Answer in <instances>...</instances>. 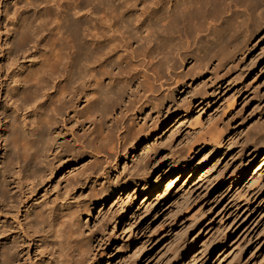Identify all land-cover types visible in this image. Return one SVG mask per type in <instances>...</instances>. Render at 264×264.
I'll list each match as a JSON object with an SVG mask.
<instances>
[{
  "label": "bare ground",
  "instance_id": "obj_1",
  "mask_svg": "<svg viewBox=\"0 0 264 264\" xmlns=\"http://www.w3.org/2000/svg\"><path fill=\"white\" fill-rule=\"evenodd\" d=\"M263 32L264 0H0V264L103 259L110 242L83 230V217L101 205L98 216L105 218L106 203L119 204L115 194L130 186L148 191L141 205L158 200L162 179L150 188V169L168 148L149 135L157 140L165 132L160 115L182 110L169 127L180 131L210 92L246 91V81L236 85L237 61ZM221 139L212 135L216 146ZM247 140L260 144L256 157L264 152V126ZM138 146L142 155L134 151L137 160L113 177ZM194 149L173 153L165 196L180 191ZM203 160L183 186L199 175L198 184H213L198 172ZM259 161L247 181L257 183L247 189L253 197L261 190L264 153ZM61 170L65 176L56 180ZM242 175L235 171L234 182ZM51 182L62 188L49 202L38 196ZM118 206L106 217L113 230L126 207ZM225 254L224 248L214 263ZM256 259L264 264L262 253Z\"/></svg>",
  "mask_w": 264,
  "mask_h": 264
},
{
  "label": "rangeland",
  "instance_id": "obj_2",
  "mask_svg": "<svg viewBox=\"0 0 264 264\" xmlns=\"http://www.w3.org/2000/svg\"><path fill=\"white\" fill-rule=\"evenodd\" d=\"M236 71L240 77L236 85L246 81V91H236L232 87L215 95L210 92L203 109L197 102L188 113L189 121L182 130L169 128L174 119L183 114L182 110L172 117L160 115V122L166 120L163 125L165 132L157 140L153 139V134L149 135L152 143L168 148L158 153V162L150 169V188L155 186L158 177L162 179V191L154 196L160 195L157 201L152 198L148 204L141 205L148 191L141 185L134 192L130 186L127 192L115 194L118 196L115 200L121 196L123 200H119V204L126 206L115 230L114 224L106 220L107 216L118 211L119 204L112 205L114 201L106 203V209L102 211V214L107 213L105 218L99 217L100 204L91 216L83 217V230H96L110 242L105 257L102 259L99 254L96 264H195L194 258H198L196 264H263L256 255H264V177L259 182L261 186L258 189L261 190L257 197L247 191L251 184L257 183L247 184V181L257 170L260 155L264 152L256 157L260 144L249 142L247 137L264 126V32L237 61ZM177 99L181 102L183 97L177 94ZM154 119L148 127L153 125ZM142 124L143 121L140 126ZM172 132L176 134L172 135ZM219 133L224 142L216 146L212 135ZM191 146H195L194 158L183 174L180 191L165 196L164 183L170 177L168 170L173 153H186ZM138 150L139 146L129 151V159H122L117 171H112L115 173L113 177L128 171L137 160L133 152L142 155ZM202 159L198 172H207L213 184H198L197 180L202 176L199 175L192 184L183 186L188 179L186 176ZM124 167H127L126 171ZM242 170L240 181L234 182L235 171L240 174ZM64 176L61 170L55 179L60 180ZM54 183L41 189L38 197L45 194L47 201L55 200L62 187H56ZM179 244L183 245V252L174 253ZM224 248L226 254L214 263Z\"/></svg>",
  "mask_w": 264,
  "mask_h": 264
}]
</instances>
